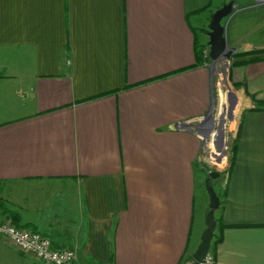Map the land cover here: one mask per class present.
<instances>
[{
	"label": "crops",
	"instance_id": "obj_1",
	"mask_svg": "<svg viewBox=\"0 0 264 264\" xmlns=\"http://www.w3.org/2000/svg\"><path fill=\"white\" fill-rule=\"evenodd\" d=\"M230 1L229 19L248 9L264 40V0ZM221 3L0 0V201L20 227L83 263L197 264L202 135L175 124L198 123L212 103L196 29ZM230 79L236 150L212 184L220 205L204 264H264V59L233 65ZM0 219L11 221L2 208ZM21 257L45 264L0 236V264Z\"/></svg>",
	"mask_w": 264,
	"mask_h": 264
},
{
	"label": "rangeland",
	"instance_id": "obj_2",
	"mask_svg": "<svg viewBox=\"0 0 264 264\" xmlns=\"http://www.w3.org/2000/svg\"><path fill=\"white\" fill-rule=\"evenodd\" d=\"M230 0H222V3L220 6H222L225 3H228ZM219 8V7H218ZM216 9L213 7L209 8L206 7L200 11L201 13L199 14L200 16V24L198 25L196 32L203 36L204 42H205V49H206V55L209 57L208 59V64L211 68V57L209 56V46L207 44L209 40L208 36V31H209V24L211 20V16L213 12ZM223 18L221 23L224 25L225 30H224V37L228 45V51H231L229 54V58H223V59H218L214 69H213V90H214V106H213V124H214V130L213 132L216 131V127L218 125L219 117L220 115L223 117L224 122H223V135L224 139L227 142V148H226V154L222 158L221 162H216L215 157L213 156V153L215 152L214 145H213V136L215 133H212L210 135L211 142L209 143L210 139L206 142V144L202 148L201 152V161L200 165H198V171H197V183H196V193H197V199H196V210L198 209V214H199V219L201 220L203 208L201 204V199L202 195L203 199H208L207 194L205 192L202 176L204 174V179L207 178V175L210 171H217L219 172L221 177L222 173L227 169V166L230 161V150L231 146L233 144L234 140V132L231 130V124L230 120L232 121L233 118L237 115L238 113V107L234 106L231 112V118L229 119L227 115V110H223V106L226 105V108L229 106L228 105V94L231 91L234 93V96L236 98V93L237 90L233 86V83L230 79V72L232 69V66L234 65L235 61H238L240 58H250V56H243V53H247L253 50H248L247 48H244V45H252V46H257L258 43H264L263 39H255L253 35V26L252 22L250 20V15H249V10L245 9L242 10L241 13L233 16L232 18ZM259 48V47H258ZM264 48V47H262ZM225 73H224V71ZM222 113V114H221ZM201 134V133H200ZM202 135V134H201ZM225 175V174H224ZM223 175V176H224ZM214 180V179H213ZM217 180V179H216ZM214 180L213 183L216 182ZM215 188H217V184L215 185ZM208 201V200H207ZM4 207L6 205L0 201ZM198 204V206H197ZM7 208V207H6ZM15 212V211H13ZM22 252V251H21ZM25 253V252H23ZM29 257H33L31 254L25 253ZM22 258V257H21ZM28 259L27 257H25ZM23 260H16L15 264H25L27 260L22 258ZM29 262V261H28ZM86 264H96V263H89L84 261Z\"/></svg>",
	"mask_w": 264,
	"mask_h": 264
},
{
	"label": "water",
	"instance_id": "obj_3",
	"mask_svg": "<svg viewBox=\"0 0 264 264\" xmlns=\"http://www.w3.org/2000/svg\"><path fill=\"white\" fill-rule=\"evenodd\" d=\"M233 2L229 1L228 3L223 4L221 7L217 8L210 20L208 36L209 40L207 42L209 46V56L211 57V78L213 77V69L218 59L229 58V54L231 51H228V45L224 37L225 27L222 25L221 21L223 18H229L233 14ZM224 71V70H223ZM225 73V71H224ZM213 95V94H212ZM236 98L234 93L231 91L228 94V107L224 105L223 110H227V115L229 119L231 118L232 109L235 106ZM213 106H214V96L212 99V103L210 105L209 110L199 119L198 123L195 121H179L175 125L178 128H184L191 131H199L202 134V147L206 144V142L210 139V135L215 133L213 136V145L215 152L213 156L215 157L216 162H221L222 158L226 154L227 142L224 139L223 135V122L224 119L220 115L218 125L216 127V131L214 130V116H213ZM222 114V113H221ZM208 123V124H207ZM208 125L205 127L204 125ZM219 172L210 171L208 173V177L204 181L205 191L209 200V210L205 216V228L200 235V242L196 246V248L191 253V258L197 264H204L206 262V258L209 253V249L211 246V241L214 235V230L216 227V219L214 216V211L220 205V199L216 194L212 184H210V179H216L219 177Z\"/></svg>",
	"mask_w": 264,
	"mask_h": 264
},
{
	"label": "built area",
	"instance_id": "obj_4",
	"mask_svg": "<svg viewBox=\"0 0 264 264\" xmlns=\"http://www.w3.org/2000/svg\"><path fill=\"white\" fill-rule=\"evenodd\" d=\"M0 236L5 237L18 250L31 254L45 264H84L74 249L53 247L49 237L18 227L8 219H0ZM208 259L209 256L206 261Z\"/></svg>",
	"mask_w": 264,
	"mask_h": 264
},
{
	"label": "trees",
	"instance_id": "obj_5",
	"mask_svg": "<svg viewBox=\"0 0 264 264\" xmlns=\"http://www.w3.org/2000/svg\"><path fill=\"white\" fill-rule=\"evenodd\" d=\"M243 56H250V58L245 59V60L235 61L234 62V65L235 64H245L247 62H252V61H257V60H263L264 59V49H258V50L250 51V52H247V53H243ZM208 59H209V57L204 52L202 46L201 47L196 46V64H202L203 62L208 61ZM233 85L235 87H237L239 84H235L234 83ZM241 85L245 86L244 83H241ZM235 150H236V143L234 141V143L231 146V150H230V160H231V162L233 161V158H234V155H235L234 154L235 153ZM216 179H218V178H216ZM216 179H214V180H216ZM214 180L213 179H210V184H213ZM0 208H2L3 213L5 215H7L16 226L20 227L19 224H18V222H17V219H16V217H17L16 213H14V212L11 213L8 208H5L2 205V203H0ZM225 226H228V225L218 224V229H222ZM188 259H190V256L187 257L186 259H184L181 264H186L185 263V260H188ZM84 264H86V263H84Z\"/></svg>",
	"mask_w": 264,
	"mask_h": 264
},
{
	"label": "flooded vegetation",
	"instance_id": "obj_6",
	"mask_svg": "<svg viewBox=\"0 0 264 264\" xmlns=\"http://www.w3.org/2000/svg\"><path fill=\"white\" fill-rule=\"evenodd\" d=\"M207 124H208V123H207ZM207 124H206V125H204V126H205V127H207V126H208Z\"/></svg>",
	"mask_w": 264,
	"mask_h": 264
},
{
	"label": "bare ground",
	"instance_id": "obj_7",
	"mask_svg": "<svg viewBox=\"0 0 264 264\" xmlns=\"http://www.w3.org/2000/svg\"><path fill=\"white\" fill-rule=\"evenodd\" d=\"M223 129V128H222ZM211 142V139H210V141H209V143Z\"/></svg>",
	"mask_w": 264,
	"mask_h": 264
}]
</instances>
